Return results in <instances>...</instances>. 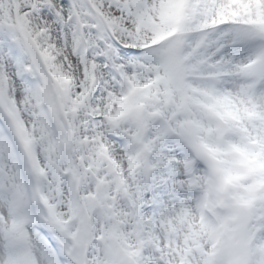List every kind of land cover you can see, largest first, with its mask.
<instances>
[{"label": "snow or ice", "instance_id": "1", "mask_svg": "<svg viewBox=\"0 0 264 264\" xmlns=\"http://www.w3.org/2000/svg\"><path fill=\"white\" fill-rule=\"evenodd\" d=\"M0 264H264V0H0Z\"/></svg>", "mask_w": 264, "mask_h": 264}]
</instances>
